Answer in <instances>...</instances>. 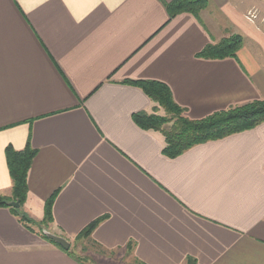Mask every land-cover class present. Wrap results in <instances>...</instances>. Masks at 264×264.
Here are the masks:
<instances>
[{"label": "crops", "instance_id": "1", "mask_svg": "<svg viewBox=\"0 0 264 264\" xmlns=\"http://www.w3.org/2000/svg\"><path fill=\"white\" fill-rule=\"evenodd\" d=\"M173 1L0 0L1 195L7 147L37 151L22 207L34 224L0 208V264H79L44 231L115 264H264V123L170 158L135 120L164 112L133 84H165L193 121L264 100V0L170 18ZM231 35L235 59L199 57Z\"/></svg>", "mask_w": 264, "mask_h": 264}, {"label": "trees", "instance_id": "2", "mask_svg": "<svg viewBox=\"0 0 264 264\" xmlns=\"http://www.w3.org/2000/svg\"><path fill=\"white\" fill-rule=\"evenodd\" d=\"M207 4V0H175L167 5V9L170 18L182 12H188L198 17L199 13L207 7ZM243 41L244 39L240 35L226 37L217 44L209 45L199 57L211 60L235 59L238 51L243 47ZM133 84L142 88L169 115L167 117L155 114H138L135 116V120L141 128L163 134L165 138L163 153L170 158H175L196 145L248 131L264 123V100L253 101L216 113L206 119L193 121L187 118L184 115V110L174 102L172 93L165 84L153 81ZM36 154L37 151L32 148L30 142L22 151H16L12 146H8L6 149L13 188L11 197L0 194V208H9L15 216L26 224H34V221L23 212L22 207L28 194V173ZM56 195L57 193L45 205V217L42 225L46 227L53 222L52 208ZM17 201L20 202L19 208L10 206L11 202ZM103 220L104 218H100L90 224L79 235V239L89 238ZM47 239L61 247L49 238ZM132 249L133 246L130 243L127 250L131 252ZM66 252L79 264L85 262L82 258L73 255L70 250ZM188 264H192V261L189 260Z\"/></svg>", "mask_w": 264, "mask_h": 264}, {"label": "rangeland", "instance_id": "3", "mask_svg": "<svg viewBox=\"0 0 264 264\" xmlns=\"http://www.w3.org/2000/svg\"><path fill=\"white\" fill-rule=\"evenodd\" d=\"M251 16H253V13H251ZM232 36V35H231ZM159 106V105H158ZM160 107V106H159ZM162 108V107H160ZM159 111V109L157 110ZM163 113V115H159V116H167L169 117V115L165 112V110L162 108V110H160ZM158 115V114H156ZM80 246L77 245L75 248H79ZM80 249V248H79ZM81 254V256L84 258L83 260L85 261L86 264H97L96 260L98 262H100L101 264H115L117 263L118 260H116V258L118 257L117 255L113 256L114 258H112L111 260H109L108 258H105L104 256H101L99 254L94 253L93 251L89 250V251H80L79 252ZM95 259V260H94ZM115 259V260H114Z\"/></svg>", "mask_w": 264, "mask_h": 264}, {"label": "water", "instance_id": "4", "mask_svg": "<svg viewBox=\"0 0 264 264\" xmlns=\"http://www.w3.org/2000/svg\"><path fill=\"white\" fill-rule=\"evenodd\" d=\"M10 206L13 208H19L20 202H11ZM44 235L47 236L50 240L60 245L64 250H69L71 247V244L68 240H66L63 237L57 236L55 234L49 233L47 231H44Z\"/></svg>", "mask_w": 264, "mask_h": 264}, {"label": "built area", "instance_id": "5", "mask_svg": "<svg viewBox=\"0 0 264 264\" xmlns=\"http://www.w3.org/2000/svg\"><path fill=\"white\" fill-rule=\"evenodd\" d=\"M252 18H254V17L252 16Z\"/></svg>", "mask_w": 264, "mask_h": 264}]
</instances>
